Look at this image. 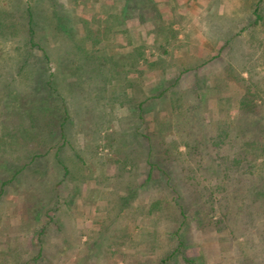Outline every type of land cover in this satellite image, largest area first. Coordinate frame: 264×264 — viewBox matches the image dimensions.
<instances>
[{
	"label": "rangeland",
	"instance_id": "rangeland-1",
	"mask_svg": "<svg viewBox=\"0 0 264 264\" xmlns=\"http://www.w3.org/2000/svg\"><path fill=\"white\" fill-rule=\"evenodd\" d=\"M75 1L0 0V21L14 29L6 37L0 34V89L4 87V92L0 90V127L3 123L19 126L13 111L23 112L21 126L32 136L22 142L27 155L43 152L53 143L52 117L58 125L60 116H72L71 148L63 155L78 153L86 172L95 175L104 172L107 160L119 157V194L127 191L126 185L140 184L146 178L148 143L142 135L150 132L155 138L160 132L156 141L165 146L153 151V159H167L160 165L172 174L180 194L178 203L188 216L180 230L185 253L194 264H241L242 244L248 239L250 245H257V263L264 264V244L259 241L260 235L264 237V217L246 231L238 226L244 201L253 196L260 204L258 212L264 208V151L260 148L264 142L256 141L260 147L257 156H252L256 134L251 138L246 132L235 133L236 126L231 130L243 101L258 105V117L264 124V0H153L158 17L136 11L134 17L120 18L123 23H119V0ZM257 3L260 19L254 22ZM28 4L33 5L35 40L40 46L30 49V54L25 48ZM79 18L101 34L86 36ZM27 55L31 61L23 71L27 74L13 76ZM35 61L41 72L29 79L28 73L37 70ZM76 66L82 67V74ZM47 74L54 76L55 92L42 89L37 82ZM165 87L162 95L146 101L139 111L137 102L147 95H159ZM85 95H106L109 104L107 95H119V118L109 115L113 122L108 132L99 130V109L89 107L90 115L85 116L86 110L75 107L82 105ZM19 103L22 108L16 110ZM33 115L39 120L36 125L31 121ZM220 129H229V136L227 132L223 136ZM185 131L190 132L188 143L197 147H185ZM164 148L168 156L160 154ZM16 153L6 148L1 154V177L21 165L14 158ZM232 157L244 160L233 164L227 160ZM53 167L52 153L42 154L3 195L0 253L10 240L19 247L11 255L18 253L25 260L39 246L37 238L46 241L44 258L54 264H73L78 255L85 257L83 264H110L111 255L116 256L112 264H135V257L145 248L133 240L146 241L156 255L173 249L171 227L165 219L173 210L163 208L173 195L159 182L161 174L156 168L155 182L136 188L120 216L110 217L107 211L106 227L100 228L96 225L100 211L91 210L86 220H69L78 224L75 227L69 225L67 214L59 213L61 209L51 211ZM196 179L198 183L191 184ZM210 191L215 192L214 199L208 196ZM74 193L78 195L77 190ZM115 197L108 205L114 204ZM17 214H22L20 219ZM125 223L128 229L122 228ZM45 225L46 235L32 233ZM125 229L129 237L122 236ZM78 238V248L71 246ZM10 257L8 264H13ZM181 258L175 255L171 264H183Z\"/></svg>",
	"mask_w": 264,
	"mask_h": 264
},
{
	"label": "trees",
	"instance_id": "trees-1",
	"mask_svg": "<svg viewBox=\"0 0 264 264\" xmlns=\"http://www.w3.org/2000/svg\"><path fill=\"white\" fill-rule=\"evenodd\" d=\"M78 0H76L75 2L77 3ZM51 2L54 3V0H51ZM52 5V4H51ZM27 6V5H26ZM26 10V20H25V31H26V45L28 46V50L33 49L35 47H40L38 46V42L35 40V29H34V15H33V5L32 4H28V6L25 8ZM137 12H142L144 13L145 11H149L150 13H153L155 15V17L159 16V13L157 11V8L155 7L153 0H119V23H123L124 21H122L120 18L125 19V18H130V17H134V14ZM1 12V11H0ZM253 12L256 13L254 14L255 16V21L256 22L258 19H260V15H257V13L259 12V6L258 3L256 4V7L253 9ZM8 14V13H7ZM4 16H6L4 14ZM5 19V18H3ZM82 23V28L84 29V33L86 34V36L90 37L91 34H101L100 31L97 32H93L91 31V29L87 26L86 24V20L85 19H80ZM126 20V19H125ZM254 24V23H253ZM8 30H12L11 32L14 34V29H12V25L5 22L4 20L0 21V34L3 37H6V35H8ZM31 51V50H30ZM30 55H27V57H24V60H28ZM96 57V56H95ZM48 60V59H46ZM68 64V63H66ZM202 64V63H201ZM104 67H108V63L107 61H105V64H103ZM59 69H61V65H58ZM67 69V68H66ZM190 69V68H188ZM78 74H82V67L80 66H76V69ZM68 73H71L68 69H67ZM48 77H44L41 79V81H37L39 85H41V88H45L48 89L51 92H55V86H54V76L53 74H47ZM168 87H165L162 89V91L160 92L159 95H147L145 100L137 102V106L140 112L143 111V105L146 101L151 100V99H157L158 96L162 95ZM37 90V88H36ZM20 95V94H18ZM21 109L22 107H20V103L19 106L16 107V110ZM14 110V109H13ZM238 115L237 118L235 119V121L233 122V129L231 128V130H234L235 126L237 128V130H234L235 133L236 132H246L247 135L251 138L254 137V133L256 134V139H253V141H255V145L253 146V154L252 156H257L255 154V151L258 150V148L260 147L259 145H256V141H259V143L257 144H261L264 142V124L262 123L260 117H258V105L251 101H243L241 102V104L239 105L238 108ZM13 113L20 119V124L19 126H10V125H5L3 123V126L1 125L0 127V156L1 154L5 151V149L7 148L10 152H14V151H19V154L21 153V155L19 156H15L14 158L17 159V163L21 164L17 167V169L13 170V172L8 173V176L5 175V177H1L0 176V203L3 201H5V198L3 197L4 194H6V192L11 188V184L14 182V180H16L18 178V176H20L21 174L24 173L25 168H27L28 166H30L31 164H33L34 162H36V159L40 158L42 156V154H47V153H52V159H53V169L54 172H52V178L54 179L53 182H51L50 185V189H51V196H52V212L56 213L59 212L61 209V214H67L70 216L71 221L75 220L76 222V217L82 216L81 215V211H79L77 209V205H73V203L70 201H68L69 199L73 198L74 201L77 200V198H79V184H81L84 180V178H86V176L81 175V174H85L88 175L86 172V169L83 167V165H81L80 163H82V160L80 159V155L77 154H69L67 156L63 155V152H65L66 148H71V142H70V137L73 134V130H71L70 132H68L70 130V126L73 127L74 124V118L72 116H60L59 120H60V127L59 124L57 125V122L54 121V117H52L51 119V135H52V139H53V143L47 147L43 152L42 151H34V153H29L25 152L24 146H22V142L26 139L29 138L31 139V132L30 130H25L22 128L21 123H22V111L18 112V111H13ZM4 115V114H3ZM1 117V115H0ZM22 117V118H21ZM36 117V118H35ZM34 117V115L31 117V121L33 122V125H36L37 122L39 121L37 118V115ZM141 117V114H140ZM68 118V121L66 122ZM76 119V118H75ZM58 120V121H59ZM77 120V119H76ZM75 120V125L79 126V121ZM53 123V124H52ZM68 127V128H67ZM186 129V127H185ZM160 131H162V128L159 129ZM184 130V129H183ZM187 130V129H186ZM229 129L227 131L220 129L221 134H224L223 136H226L227 133L229 136ZM227 132V133H226ZM185 133L187 135H185V140L183 141V144L185 145V147L188 148H194L197 146L192 145L191 143H188L189 140L187 139V137L190 135V132L185 131ZM33 136H35V134L33 133ZM143 137H145L148 145L146 146L147 148V157L145 159L146 164L149 165V171L146 175V178L142 181V183L140 184H129L125 186V189L127 190L126 192H124L123 194H119V196H116L114 199V204L113 205H107V211L110 212L111 214L109 215L111 217L114 216L116 217L117 214H119V216L124 212L125 208L128 205L129 199H131L134 196V191L136 188L146 185L148 183H154L156 179H154L153 177V171L154 169L159 172L161 174V176H163V179L158 177L159 182L164 183L165 187H169V189L171 190V193L173 195L169 197V201H166L164 203L163 208L164 209H172V214L169 215V217H166L165 219H167V225H169L171 227V231L169 232V239L171 240V242H174L175 245L173 246V249L170 251H166V252H162L158 255H156V253H154L152 251V248L150 246H148V243L146 241H139V240H133V242L137 243L138 246H140L141 248H145L143 251L140 250L139 254H137L138 257L135 260V264H171V260L172 258L177 255L180 254V256L182 257V263L183 264H194V259L190 256H188L185 251L183 250V247H185V240L182 238L181 234H180V230L182 228V226L187 222V214L183 211L182 205L180 203H178L179 198H180V194L177 192V189L174 187L172 181H173V176L170 173L169 170H167L166 168H164L162 165H160L162 162H165L167 159L162 157V158H154L153 159V151L155 149H160L162 148L163 145L162 141H156V137L159 138L160 137V132L157 136H155V138H153V136L149 133H144V135H142ZM234 137L232 138V141L234 140ZM182 142V141H181ZM66 143H69L68 145ZM177 144V143H176ZM172 145V144H171ZM35 148V147H34ZM33 148V150H34ZM166 148V147H165ZM164 148V149H165ZM263 149L264 151V144L260 147ZM39 149L38 147L35 148V150ZM2 152V153H1ZM264 152H262L261 154H263ZM58 154L55 158L54 155ZM162 156L166 155L168 156V151L165 149L164 153H160ZM260 154V153H259ZM110 160V159H109ZM227 160H231V162L233 164H237V162H243V158H240V160L236 159L235 157H232L230 159ZM126 161V160H125ZM12 162V161H10ZM230 163V162H229ZM15 164V161H14ZM121 168H123V166H121ZM122 170V169H121ZM81 172V174H80ZM84 172V173H83ZM121 172V171H120ZM99 176V174H98ZM188 179H195L194 176H189L187 177ZM186 178V179H187ZM198 181L197 179L195 180V182L191 183V184H197ZM69 185H71V187L69 188ZM68 186V187H67ZM77 190V194L76 195L74 193V191ZM64 191V192H62ZM64 193V196L62 197L61 195ZM214 193L210 191L209 193V197L212 199H214ZM96 196H98V194L96 193ZM62 198V199H60ZM96 198V197H95ZM61 201H60V200ZM117 199V200H116ZM214 201V200H213ZM68 202V206L66 205V203ZM245 202V201H244ZM241 206L242 211L239 212V217L241 219V222L238 223V226L240 227V229L242 231H246L250 224H252L254 221L264 217V208L260 209V212H258L257 210V206L260 204H256L257 199H255L252 196V199L250 201H247V203H244ZM256 204V207H255ZM262 204V203H261ZM176 210L178 212H176ZM108 212L105 213V216L102 220H98L99 222L96 223L97 227L99 226L100 228H105L106 227V220L108 219ZM26 215H27V210H26ZM39 210L37 211V215L39 214ZM52 213V214H53ZM113 213V214H112ZM22 214H17V218L20 219ZM57 220H59V218H57ZM56 220V221H57ZM69 222V225L71 227H75L76 225H72L70 224L69 219L67 220ZM61 227L60 225H57V228ZM251 227V226H250ZM47 226H42L38 229V231H32V233L37 234L38 236H43L46 235L45 232H47ZM122 228H126L128 229L129 226L125 223L124 226H122ZM134 228V227H133ZM233 228V227H232ZM125 229V231H126ZM84 232L81 231L79 234V238L81 237V235ZM78 235V234H77ZM123 237H129L130 234L126 231L123 233L122 235ZM245 236V235H244ZM79 238L78 241H75L76 243H74V246L76 248H78L76 245L79 242ZM38 242L37 244H39V246L37 247L36 250L31 251L33 252L31 256L27 257L25 260L21 259L18 255V253L16 255H11L14 254L15 252L19 251V247L17 245H15V242H11L10 240H7L6 242V247H3V250L0 253V264H8L7 261V256L12 258L13 264H54L53 261H48L46 262V259L44 258L43 255V251H44V247L46 244V241L42 238H37ZM259 241H261L264 244V237L263 235H260L259 237ZM18 243V242H17ZM254 243V242H253ZM249 244L248 243V239H245V243L242 244V250H241V256L244 259V262L242 261L241 264L244 263H248V264H258L257 263V258H256V244ZM18 244H23V243H18ZM32 244V243H31ZM85 244H89V242L85 243ZM31 247V246H29ZM30 249V248H29ZM82 252V250H81ZM88 252V251H87ZM253 253V254H252ZM59 254V253H57ZM56 254V255H57ZM115 255L114 257H111L107 259V261H109L110 264L113 263V260H115ZM61 258V257H60ZM129 257H119V259H123L124 261L128 262ZM105 259V258H104ZM85 261V257L82 255H78L76 261H74L73 264H83V262Z\"/></svg>",
	"mask_w": 264,
	"mask_h": 264
},
{
	"label": "crops",
	"instance_id": "crops-1",
	"mask_svg": "<svg viewBox=\"0 0 264 264\" xmlns=\"http://www.w3.org/2000/svg\"><path fill=\"white\" fill-rule=\"evenodd\" d=\"M26 53L30 54L31 51L28 50V46L25 45ZM34 49V48H33ZM40 63V62H39ZM31 64V61L28 60H21L20 64L18 65V68L13 76H22L26 75L27 73H24V69L29 67ZM43 61L41 64H39V68H42ZM35 66L37 68L36 72L34 73H28L29 79H32L36 74H40L41 69H38V62L35 61ZM106 73V70H105ZM9 83V82H8ZM34 83V82H32ZM4 92V87L0 89ZM108 97H111L109 104L106 101V95H85L83 96V101L81 106H75L77 108L84 109L86 111H83L82 114H85V116L90 115V113L87 111V108H96L99 109V130L101 133L104 131L108 132L109 127L112 124L113 120L110 117L113 113L118 115L119 118V95H107ZM103 97L105 99V104H103ZM115 101V104H113ZM102 109L103 111H101ZM110 110V111H109ZM110 115V116H109ZM109 117V118H108ZM109 119V120H108ZM105 136V135H104ZM103 173H99L98 175H95L96 173H87L88 175H85L86 178H84L83 182L80 184L79 187V196L80 198H77L75 201V204L77 205V209L81 211L82 216L76 217V221L87 219V214L91 212V210L100 211L99 221L102 220L105 216V213L107 212V206L110 198L112 196H118L119 191L117 190L119 188V185L116 181L119 180V157H113L110 160H107L105 163V166L103 167ZM109 180H112L109 182ZM94 183V184H93ZM71 185H69V188ZM94 187V188H93ZM116 188V190H114ZM98 191L99 195L96 197L93 192ZM65 193V192H64ZM64 193L61 195L64 196ZM96 197V198H95ZM93 204H95L93 206ZM92 205V206H91ZM69 220H71L70 216L68 215ZM81 218V219H80ZM78 225V224H77Z\"/></svg>",
	"mask_w": 264,
	"mask_h": 264
}]
</instances>
